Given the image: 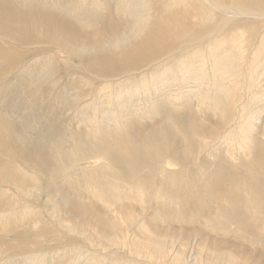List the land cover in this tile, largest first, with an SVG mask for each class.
Masks as SVG:
<instances>
[{
  "label": "bare ground",
  "instance_id": "1",
  "mask_svg": "<svg viewBox=\"0 0 264 264\" xmlns=\"http://www.w3.org/2000/svg\"><path fill=\"white\" fill-rule=\"evenodd\" d=\"M0 39V65L34 52L18 74L40 76L24 84L34 97L47 88L69 108L75 80L96 87L70 106L83 131L59 126L53 106L39 113L26 93L24 115L1 121L24 167L0 175L19 191L0 183V253L6 242L31 253L40 237L64 238L61 226L91 243L93 264H264V0H0ZM57 51L69 77L53 94ZM38 175L60 233L27 198Z\"/></svg>",
  "mask_w": 264,
  "mask_h": 264
},
{
  "label": "rangeland",
  "instance_id": "2",
  "mask_svg": "<svg viewBox=\"0 0 264 264\" xmlns=\"http://www.w3.org/2000/svg\"><path fill=\"white\" fill-rule=\"evenodd\" d=\"M0 42L1 43H3V41L0 39ZM17 48H19V50H24L25 48L24 47H17ZM22 48V49H21ZM51 50H54V48H51ZM50 54V55H49ZM48 54V57L50 58V57H53V55H54V57H55V59H54V62H53V65H52V67L54 68L55 66H56V63L58 64V63H60L61 62V64L63 65H59L58 64V66H56L53 70H54V72L56 73H53V75H54V77H55V79H57L56 80V83H51L50 81L48 82V81H45V86H48V88H49V90L52 88L53 89V94H56L57 92H62V90H63V87L65 86V83L67 82V80H68V71H67V67H64V65L65 66H67L68 64H70L68 61H63V59L61 58V56H63V55H61L58 51L57 52H50ZM58 56V58L56 59V57ZM31 59H30V58ZM33 57H35V54H34V52H32V53H30V55H28L27 56V58H28V61L27 62H30L32 59H33ZM44 59H45V57L43 56V58H40L38 61H35L36 63L34 64V66H39L43 61H44ZM26 61H21L20 63H19V67L17 68H15V67H12V66H10L9 64H7V63H5L4 65L2 64V65H0V68L1 69H3V68H5V69H3V73H5V72H9V73H11V74H9V73H5V75H2V76H4V78H6L5 80H8V81H11V85L9 86L10 88H11V90H10V88H7L6 90H4V91H6V93L4 94V93H2V94H4V95H2L1 93V95L3 96H0V111L2 112V115L0 116V119H4V120H0V125L1 126H4V125H2L1 123V121H5V120H16V119H18V117H19V114L21 113V106H23V109H24V104H22V103H24L25 101H27V99H25V97H23V95H25V93H26V95L25 96H28L29 97V95H30V97H29V99H28V101L30 100V98L33 96V95H31L32 93H31V91L30 90H24V84H25V81L27 80V79H29L28 81H30V83H32L33 82V85L34 86H36L37 84H36V82H38L39 81V83H38V85L40 84L41 85V83H42V81L40 80V76L39 75H37L35 78L33 77V75H36L35 73L36 72H34V73H30V72H28V71H25L24 73H26V74H23L24 75V77H22L21 78V76L19 77V72H20V69L23 67V66H21V65H24L25 63H27ZM23 63V64H22ZM6 65V66H5ZM7 65H8V68H7ZM59 66L60 67H62V69L61 68H59ZM9 67H11L10 69H9ZM15 68V69H14ZM59 68V69H58ZM29 69V68H28ZM27 69V70H28ZM65 69V70H64ZM4 70H5V72H4ZM62 70H64L63 72H60V71H62ZM15 71V72H14ZM18 71V72H17ZM12 72H14V73H12ZM60 72V73H59ZM62 73V74H61ZM16 74V75H15ZM66 74V75H65ZM30 75V76H29ZM63 75V76H62ZM68 76V77H67ZM85 78H88L89 80L90 79H92V78H89V76H88V74L87 73H85V75H83ZM7 77L9 78V79H11V80H9V79H7ZM3 78V79H4ZM16 78V79H15ZM20 80H19V79ZM38 78V79H37ZM78 78V77H77ZM80 78V77H79ZM2 79V77L0 78V84H2V81L4 82L5 80H3ZM21 79H22V82H19V81H21ZM24 79V80H23ZM37 79V80H36ZM62 79V80H61ZM64 80H65V82H64ZM97 80V79H96ZM15 81H17V82H15ZM36 81V82H35ZM61 81V82H60ZM62 81H63V83H62ZM98 82H99V80H97ZM97 81H95L94 79H93V83H95L96 85H98V82ZM24 82V83H23ZM41 82V83H40ZM77 83L78 81L77 80H75L74 81V83ZM5 83H6V81H5ZM12 83H13V85H12ZM35 83V84H34ZM62 83V84H61ZM74 83H72L73 84V86H71L70 85V90L72 91V89H73V92H71L70 94H71V96H74L75 94H79L80 95V99L82 100L85 96L86 97H88V96H91L93 93L92 92H94V90H95V88H94V90L92 91V89H90V88H93L94 86H91V80L90 81H88V82H86L85 84H81V83H79L78 82V84H81V85H78L77 84V86H76V84H74ZM17 84H18V86H17ZM29 84V83H28ZM21 85V86H20ZM23 85V86H22ZM39 85V86H40ZM64 85V86H63ZM22 87V91L18 88V87ZM75 86V87H74ZM78 86H80V87H78ZM81 86H82V89H81ZM16 87V88H15ZM62 89H61V88ZM72 87H74V88H72ZM77 87V88H76ZM87 88H89V89H87ZM19 91H18V90ZM58 89V90H57ZM80 89V91H78ZM12 90H14V92H11ZM61 90V91H60ZM19 93H18V92ZM25 91V92H24ZM46 91H47V88H46ZM46 91H45V93L43 94V97H39V96H33L34 98H33V100L35 101V100H37L36 102L37 103H35L36 104V107H37V105H40V107L38 108L39 110H41V112H39V110H38V112L39 113H42V112H44V114L46 115V113H47V108L46 107H51V106H53V110H54V108L57 110H55V112H53V110H52V112H53V118L55 119V121L57 122V124L59 125V126H61V127H63V126H68L66 129H71V130H74V131H83V129H84V127L86 126L85 124H86V122L81 118V116L79 115V114H77L76 112H77V109H78V107H79V105H80V99L78 98V99H76L75 101H71V103H70V105H68V107L69 108H67L66 107V104H65V107L63 106V105H61V103H62V100H56V101H54L53 99H47L46 97H45V94H46ZM57 91V92H56ZM22 93H23V95H22ZM27 93H29V94H27ZM31 93V94H30ZM10 94V95H9ZM11 94H13V96L11 95ZM19 95V96H21V100H22V97H23V100L24 101H20V102H14L13 100L15 99V97H14V95L16 96V95ZM21 94V95H20ZM13 97V98H12ZM11 98H12V100H11ZM42 98H43V100H42ZM4 99L6 100V101H4ZM7 99L9 100V102L7 101ZM40 99V100H39ZM31 100H32V98H31ZM10 101H12V103L13 104H16L15 106L16 107H18V108H16V107H13L14 105L10 102ZM40 101H42L41 103H39ZM8 102V103H7ZM9 104H11V106H12V108L13 109H11V106H7V105H9ZM49 104H50V106H49ZM77 104H78V106H77ZM63 106V108L61 107V106ZM72 105V106H71ZM61 107V108H59V107ZM74 109L75 108V110H76V112H75V110H73L71 107ZM76 106V107H75ZM7 107V108H6ZM9 107V108H8ZM41 107H42V109H41ZM6 110H5V109ZM15 108L17 109V112H16V110H15ZM70 109L71 111H68V110H66V109ZM19 109V110H18ZM44 109H46L45 111H44ZM63 109H65L67 112H65V110H63ZM15 110V111H14ZM43 110V111H42ZM7 111V112H6ZM64 111V112H63ZM10 112V113H9ZM11 112H14V113H11ZM46 112V113H45ZM61 112V113H60ZM69 112H71V113H69ZM73 112V113H72ZM75 112V113H74ZM23 113V114H22ZM22 115H24V113L25 112H23L22 111ZM69 113V114H68ZM9 114V115H8ZM12 114H14L13 116H11ZM20 114V115H21ZM44 114H40L41 116H43L44 117V119L42 118V120H41V122H42V124L45 122V116H44ZM55 114H57V115H55ZM59 114V115H58ZM64 114V115H63ZM8 115V116H7ZM18 115V116H17ZM61 115V116H60ZM71 116V117H69V116ZM74 115V116H73ZM75 115H76V117H75ZM79 115V116H78ZM16 116H17V118H16ZM58 116V118H56ZM74 117V118H73ZM10 118H12V119H10ZM71 118H73V119H71ZM211 120H213L211 117H209ZM58 119H59V121H58ZM77 119V120H76ZM145 120L147 119V118H144ZM84 121V122H82V121ZM145 120L143 121V122H145ZM77 121H79L78 123H77ZM60 122H62V123H59ZM82 122V123H81ZM76 124H78V125H76ZM80 124V125H79ZM73 126V127H72ZM76 126V127H75ZM81 126V127H80ZM80 127V128H79ZM78 128L79 129H81V130H78ZM64 129V128H63ZM4 130V131H3ZM0 131L2 132L1 134H0V175L1 174H3V172H2V170H3V168H6V167H9L10 165H18V166H21V167H24V165H23V161H20L19 159H18V156H17V158L16 157H13V156H15L14 155V151H15V147H13L14 146V143H13V141L11 140V139H9L10 137V134L8 135L7 133V131H6V129H4V127H0ZM7 132V133H6ZM4 133V134H3ZM2 137V138H1ZM7 138V139H6ZM7 140V144L5 143V140ZM2 140H4V141H2ZM8 141H9V144H8ZM12 141V142H11ZM263 141H264V138H263ZM3 143V144H2ZM4 143H5V145H4ZM11 144V145H10ZM1 145H4V146H1ZM11 147H10V146ZM10 148V149H9ZM7 149H9V150H7ZM9 151V152H8ZM5 152V153H4ZM8 153V154H7ZM8 156H7V155ZM11 154H12V156H11ZM16 154V153H15ZM2 155H4V158H3V156ZM11 158H10V157ZM9 158V159H8ZM16 159V160H15ZM22 164H21V163ZM21 165H20V164ZM38 176H41V175H38ZM37 176V177H38ZM41 177H43V178H41ZM40 178H39V180H41V182L40 181H38V185L39 186H37V188L35 189V193L34 194H32V196H27V198H29L30 197V201H32L33 200V198H34V200L32 201L33 203L35 202V205H36V207L37 208H39L38 209V211H39V213H41V221H48L49 220V222L51 221V222H53L52 223V226H50L51 224H47V225H49V226H47V228L49 227L50 228V230H51V228H53V230H55V232H57V231H59V233H60V231H61V233H60V236H61V234L63 235L64 233H66V234H64L63 236H65L64 238H59V240L57 241V240H54L53 242H51L50 244L48 243L47 244V242L46 241H44V243H46L44 246V248H42L40 245H41V243L42 244H44L43 242H42V239L44 238V237H40L41 239H40V242L38 241V245H37V247H36V245H35V247L38 249V251H37V253L34 251V250H37V249H32V252L34 253V254H37V257L39 258H37L36 257V255H33V253L31 252V253H29L30 251H28L27 252V250H26V252H27V254L25 253V251H22V252H20L19 254L18 253H16V252H14L15 251V249L14 250H11V247H7L6 246V244H11L12 245V243L13 242H6L5 243V246H3V248L5 249L4 250V252L2 253H0V264H26V262H27V264H30V262H31V258L33 259V258H35L36 260H35V262H37L36 264H38L39 262H41L40 264H64L65 262H64V258L66 259H69V261H66L67 263H65V264H86V263H89V264H93V263H91V262H93V259L91 258V256H93L94 255V253H90V248H92V246L90 245L91 243H89V241H85V239H83V237H81V236H77V235H75L74 236V238L77 240H81L80 242L77 240L76 242H71V241H73V239L74 238H71L70 236L71 235H69V234H72V232L71 231H68L67 229L65 230V229H62L63 227H61L60 225H58V226H60V229L61 230H59V228L57 227V224L55 223V219H56V216H53V215H51V210L49 209V201H48V194H47V190H46V178L44 177V176H41ZM37 182V181H36ZM1 183V186H3V185H5V183H6V185L8 186V185H10V187L12 188V190H10V192L11 191H13L12 193H13V195L15 196V195H17L18 196V194H19V191L15 188V187H12V186H14L12 183H9L8 181H6L5 183L3 182L2 183V181L0 182ZM5 185V186H6ZM14 189L16 190L15 192H14ZM9 192V191H8ZM9 192V193H10ZM18 193V194H15V193ZM11 195V194H10ZM32 197V198H31ZM38 201H37V200ZM29 201V202H30ZM42 203H41V202ZM45 201V204H46V206H45V204L43 205V202ZM31 202V203H32ZM39 202V203H38ZM38 205H37V204ZM41 204V205H40ZM39 206H43L42 208L41 207H39ZM41 209V210H40ZM43 209H45V210H43ZM49 210V212H47ZM42 211H44V212H42ZM46 212V213H45ZM38 213V212H37ZM45 214L44 216H43V214ZM49 213V214H48ZM16 215H14L15 217H21V216H18V214L17 213H15ZM44 217H46V219L43 218ZM48 217V218H47ZM50 217H52V218H54V219H52V218H50ZM52 219V220H50V219ZM29 220H27L26 222H28ZM24 222H25V220L23 221V223L22 224H24ZM25 222V226H27V224H29V223H26ZM54 225V226H53ZM55 225H56V227H55ZM21 226V225H20ZM20 226H18L17 225V228L18 227H20ZM25 226H23L24 228L22 229V230H26L27 228H30L29 227V225L27 226V228L25 227ZM22 227V226H21ZM54 227H55V229H54ZM48 228V229H49ZM31 229H32V227H31ZM58 229V230H57ZM21 230V231H22ZM33 230V229H32ZM49 230V231H50ZM28 232L29 231H31L30 229L29 230H27ZM27 231H26V233H27ZM31 232H33V231H31ZM30 232V233H31ZM30 233H28V235L30 234ZM50 233H51V231H50ZM27 235V236H28ZM67 236H68V238L70 237L71 238V240H67L66 238H67ZM1 237V236H0ZM9 237V236H8ZM76 237H78V238H76ZM10 239H13L14 238V235H12V236H10L9 237ZM69 238V239H70ZM45 239V238H44ZM83 239V240H82ZM61 240V241H60ZM75 241V240H74ZM84 241V242H83ZM21 242V241H20ZM69 242H71L73 245H74V249L72 248V249H70V250H67V251H69V252H71L70 254H67V253H65L64 254V252H66V250H64L63 251V248L60 250L59 248L60 247H64L65 248V246H67V245H71V243L69 244ZM77 242L80 244H78L77 245ZM89 244H88V243ZM17 243V242H16ZM40 243V244H39ZM84 243V244H83ZM16 245V244H15ZM51 247H50V246ZM52 245H54V246H58L59 248H57L56 247V249H57V251L55 250L54 251V248H53V246ZM73 245H71L72 247H73ZM89 245V246H88ZM43 246V245H42ZM34 246H33V248H35ZM38 247H40L41 249H43L44 250V252H43V250H39V248ZM76 247V248H75ZM10 248V249H9ZM82 249V250H81ZM41 251V252H40ZM45 251H46V255L44 254L45 253ZM82 252V253H80V252ZM87 251H89L88 253H87ZM14 252V253H13ZM17 252H19V251H17ZM24 252V253H23ZM39 252V253H38ZM56 252V253H55ZM80 253V255H81V258L79 259V260H81V261H79L78 259H76V261L75 262H73V261H71L70 259L72 258V256H73V254H77V253ZM92 252V251H91ZM78 253V254H79ZM90 253V254H89ZM5 254H7V255H5ZM9 254V255H8ZM31 254V255H30ZM41 254V255H40ZM66 254H67V257H65L66 256ZM77 254V255H78ZM11 255V256H10ZM22 255V256H21ZM39 255V256H38ZM72 255V256H71ZM76 255V256H77ZM5 256H7L6 258H5ZM10 256V257H9ZM45 256V257H44ZM59 256V257H58ZM43 257V258H42ZM46 257H48V258H46ZM68 257H71V258H68ZM5 258V259H4ZM22 258H23V260H22ZM91 258V259H90ZM29 259V260H28ZM38 259V260H37ZM41 260V261H40ZM90 260H92L91 262H89ZM17 261V262H16ZM98 261V260H97ZM11 262V263H10ZM69 262V263H68ZM32 263V262H31ZM94 263L95 264H101V262L100 261H98V262H96V260H94ZM32 264H35V263H32Z\"/></svg>",
  "mask_w": 264,
  "mask_h": 264
}]
</instances>
